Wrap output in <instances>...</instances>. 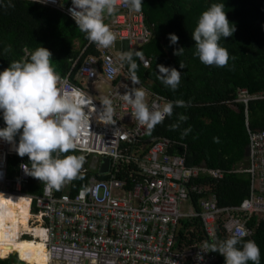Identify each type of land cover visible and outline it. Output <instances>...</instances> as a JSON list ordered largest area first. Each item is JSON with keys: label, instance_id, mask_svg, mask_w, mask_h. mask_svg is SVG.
<instances>
[{"label": "built area", "instance_id": "1", "mask_svg": "<svg viewBox=\"0 0 264 264\" xmlns=\"http://www.w3.org/2000/svg\"><path fill=\"white\" fill-rule=\"evenodd\" d=\"M43 4L70 15L71 0ZM105 19L129 49L153 36L145 14L130 12L125 0H117V11ZM96 49L97 54L73 60L58 81L63 92L76 89L90 101L84 106L89 128L74 142V150L84 157L81 172L90 173L86 186L73 194L69 186L59 194L43 183L41 194H25L30 175L21 166L28 164L21 161L18 175H8L9 159L18 155L14 143L19 140L0 139V191L28 196L30 201L31 227L21 229L19 238L42 241L47 264H214L217 251H209L206 245H210L209 239L219 242L217 231L226 238L236 231L243 233L241 238H251L254 229L248 220L253 215L264 217V129H249L248 165L235 170L250 175L249 195L239 205L221 206L215 193H208L212 186L194 178L200 173L222 178L225 171L187 164L185 153L170 151L175 141L168 137L145 140L148 131L131 116V105L122 99L132 86L128 69L110 46ZM143 63L148 66L149 60L143 58ZM103 84L108 85L106 92ZM137 86L145 89L150 108L171 101L141 81ZM105 96L112 99L113 112L103 120L99 100ZM263 97V93L241 88L236 101L247 109L251 100ZM140 140L146 148L143 153L137 150ZM91 156L100 161L87 167ZM104 157L110 158V165L100 173ZM65 183L70 185V181ZM196 218L202 223L205 239L197 241L193 236L195 241L189 243L186 239L197 231ZM188 221L191 225L184 227L183 222Z\"/></svg>", "mask_w": 264, "mask_h": 264}, {"label": "trees", "instance_id": "2", "mask_svg": "<svg viewBox=\"0 0 264 264\" xmlns=\"http://www.w3.org/2000/svg\"><path fill=\"white\" fill-rule=\"evenodd\" d=\"M212 3H224L227 18L235 25L232 35L219 41L229 53L228 63L223 67L205 65L194 55L195 41L191 32L200 14ZM141 11L153 36L148 42L125 51L120 58L130 51H140L143 58L149 60L146 66L143 60L133 55L140 81L171 101L182 99L185 102L182 107L174 105L172 115L148 131L144 139L168 137L175 141L170 151L185 153L187 164L224 170L222 178L200 173L194 181L210 184L213 189L208 193H215L219 205H239L250 193L251 178L248 173L235 170L248 165L245 153L250 143L249 129H264V97L251 100L247 109L236 98L241 88L264 94V0H143ZM169 33L178 36L175 45L169 43ZM76 40L80 42L78 48ZM88 42L73 18L59 9L30 0H0V70L13 60L27 59L42 44L51 51L55 70L64 75L73 60H83L89 54L98 53L91 42L81 52ZM179 47L184 51L178 56L173 50ZM122 61L128 69L127 62ZM180 62L184 68H180ZM157 64L173 66L181 71L176 90L157 79ZM179 115L187 119L179 121ZM2 123L0 116V126ZM174 124L179 126L174 128ZM186 128L190 131L182 135ZM16 137L19 140L18 134ZM140 141L137 150L143 153L146 148L141 147L144 141ZM73 151L80 155L79 151ZM21 161L29 164L27 154L10 157V177L18 175ZM89 177L90 173L81 172L80 176L70 180V193L86 186ZM63 187L64 183L57 193H62ZM42 191L43 182L32 176L24 184L23 192L26 194L36 195ZM183 223L184 227L191 225L189 221ZM193 223L197 231L186 239L189 243L195 241L194 237L197 241L205 239L200 219L196 218ZM247 224L254 232L251 238L241 240L256 242L260 248V264H264V217L253 215ZM225 238L222 232L217 231L216 241ZM208 241L210 244L213 242L212 239ZM15 256L0 258V264H15L18 260ZM20 263L26 262L20 260ZM214 264H224V256L219 252Z\"/></svg>", "mask_w": 264, "mask_h": 264}, {"label": "clouds", "instance_id": "3", "mask_svg": "<svg viewBox=\"0 0 264 264\" xmlns=\"http://www.w3.org/2000/svg\"><path fill=\"white\" fill-rule=\"evenodd\" d=\"M33 2L43 4L47 0ZM125 2L130 12L139 13L142 9L143 0ZM224 9V3H212L200 14L191 32L195 41L194 55L205 65L223 67L228 63V50L219 41L222 37L232 35L235 25L230 23ZM115 11L117 0H71V7L68 8L77 28L97 48H107L116 39L113 30L105 22V16ZM168 38L173 45L179 39L175 33H169ZM40 45L27 59L13 60L8 67L0 70V116L5 124L0 127V139L14 142L18 134L19 142L14 143L15 151L21 157L27 154L29 159L27 166H21L24 173L43 182L46 188L59 189L66 181L81 175L84 157L73 150L76 147L74 142L89 128V117L84 106L90 101L79 90L65 93L59 88L60 75L51 62L52 53L47 47ZM173 51L179 56L184 48H175ZM133 55L143 60V55L138 50L121 57L128 64L127 77L132 82L131 87L125 86L127 91L122 99L131 105V116L150 132L166 116L172 115L174 105L182 107L185 102L176 99L164 103L162 107L150 108L145 99V89L137 86L140 85V79ZM184 67L180 62V68ZM156 69L157 79L171 90H176L180 84L181 71L164 64H157ZM99 101L102 105L100 118H109L113 112L112 99L105 96ZM186 119L184 115L178 116L179 121ZM178 126L174 124L172 127ZM188 131L190 128L184 129L182 135ZM63 190H66L65 186ZM242 236L243 233L236 231L206 247L209 251L222 254L224 264H248L249 261L260 264L259 246L254 240L242 241ZM22 239L27 238L24 236ZM18 259L21 258L18 256Z\"/></svg>", "mask_w": 264, "mask_h": 264}, {"label": "bare ground", "instance_id": "4", "mask_svg": "<svg viewBox=\"0 0 264 264\" xmlns=\"http://www.w3.org/2000/svg\"><path fill=\"white\" fill-rule=\"evenodd\" d=\"M29 199L26 196L15 193L0 191V242L18 243L16 249L9 246L3 247L1 251L5 254L17 253L21 258L24 255H36L38 251L43 250L44 258L47 262V255L44 251L42 241L20 239L19 232L21 229L30 228ZM39 232V230H37ZM40 233V232H39ZM22 260V258L20 259ZM23 261V260H22Z\"/></svg>", "mask_w": 264, "mask_h": 264}, {"label": "crops", "instance_id": "5", "mask_svg": "<svg viewBox=\"0 0 264 264\" xmlns=\"http://www.w3.org/2000/svg\"><path fill=\"white\" fill-rule=\"evenodd\" d=\"M105 22H107V19H105ZM116 37V36H115ZM79 44H80V42L78 41V40H76V47L78 48L79 47ZM114 46H115V52H116V54L120 57L121 55H123L124 54V52L125 51H129L130 49L128 48V46L125 44V42H123V41H120V40H118L117 39V37H116V39H115V43H114ZM110 48L111 49H113L112 48V46H110ZM118 51H119V53H118ZM82 52V51H81ZM65 188L67 189L68 188V184H66L65 183ZM3 244V245H2ZM18 243H3V242H0V258H6V257H8L10 254H5V253H3L2 251H1V249L3 248V247H6V246H9V247H11L12 249H16L17 247H18V245H17ZM15 246H17L16 248H14ZM13 254V253H12ZM33 257V259H30V261H35V259L37 258V260L39 261V262H36L35 264H47V262H46V260H45V258H44V252H43V250H41V251H38L37 253H36V255H34V256H32ZM21 258H22V260H25V258H24V256H21ZM40 260H43V263H40L41 261ZM25 261H27V260H25ZM29 262V261H28ZM34 264V263H33Z\"/></svg>", "mask_w": 264, "mask_h": 264}, {"label": "rangeland", "instance_id": "6", "mask_svg": "<svg viewBox=\"0 0 264 264\" xmlns=\"http://www.w3.org/2000/svg\"><path fill=\"white\" fill-rule=\"evenodd\" d=\"M114 43H115V41L113 42V44L111 45L112 46V48H113V50H115L116 48H115V46H114ZM118 53H119V51H118ZM103 88H102V90H103V92H106L107 90H108V85L107 84H103V86H102ZM98 159V160H97ZM95 161H100V158H95L94 156H91L90 158H89V160H88V162H87V167H90V166H92L93 164H94V162ZM25 238H28L29 239V237L28 236H25ZM3 245V244H2ZM16 247V246H15ZM13 254H17V253H13ZM34 256V255H33ZM14 257H16L15 255H14ZM24 258H25V260H27V261H25V260H23L24 262H27L28 264H35L36 262H39L38 260H37V258L35 259V261H30V259H33V257H32V255H24ZM29 261V262H28ZM41 262L40 263H43V260H40ZM27 263H25V264H27ZM15 264H22V263H20V260L18 259L16 262H15Z\"/></svg>", "mask_w": 264, "mask_h": 264}, {"label": "water", "instance_id": "7", "mask_svg": "<svg viewBox=\"0 0 264 264\" xmlns=\"http://www.w3.org/2000/svg\"><path fill=\"white\" fill-rule=\"evenodd\" d=\"M246 156L248 157L249 156V147H247V150H246ZM109 165H110V158L108 157H104L103 158V163L101 165V168L99 170L100 173L102 172H105L109 169Z\"/></svg>", "mask_w": 264, "mask_h": 264}]
</instances>
